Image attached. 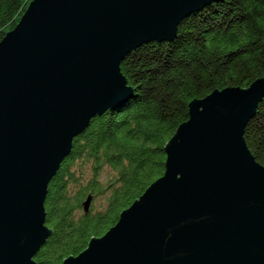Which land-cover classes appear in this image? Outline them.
Segmentation results:
<instances>
[{"label": "water", "instance_id": "obj_1", "mask_svg": "<svg viewBox=\"0 0 264 264\" xmlns=\"http://www.w3.org/2000/svg\"><path fill=\"white\" fill-rule=\"evenodd\" d=\"M219 0H32L0 41V264H35L47 187L91 119L131 95L120 63ZM264 78L187 104L163 175L62 264H264V166L243 135ZM90 197L83 202L88 211Z\"/></svg>", "mask_w": 264, "mask_h": 264}, {"label": "trees", "instance_id": "obj_2", "mask_svg": "<svg viewBox=\"0 0 264 264\" xmlns=\"http://www.w3.org/2000/svg\"><path fill=\"white\" fill-rule=\"evenodd\" d=\"M31 1L0 0V41ZM120 72L130 97L90 120L48 184L44 209L51 235L35 264L77 256L163 175L162 148L188 120V103L264 78V0L210 3L183 19L171 42L146 43L127 54ZM243 138L264 166V98Z\"/></svg>", "mask_w": 264, "mask_h": 264}, {"label": "rangeland", "instance_id": "obj_3", "mask_svg": "<svg viewBox=\"0 0 264 264\" xmlns=\"http://www.w3.org/2000/svg\"><path fill=\"white\" fill-rule=\"evenodd\" d=\"M99 202H101V204H103V203H104V201H103V200H100Z\"/></svg>", "mask_w": 264, "mask_h": 264}]
</instances>
